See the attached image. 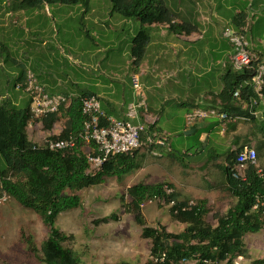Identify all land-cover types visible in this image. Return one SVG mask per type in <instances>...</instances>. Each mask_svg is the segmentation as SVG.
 Segmentation results:
<instances>
[{"label":"trees","instance_id":"1","mask_svg":"<svg viewBox=\"0 0 264 264\" xmlns=\"http://www.w3.org/2000/svg\"><path fill=\"white\" fill-rule=\"evenodd\" d=\"M111 13H119L127 19L136 18L141 27L130 40V56L132 72L135 73L146 54L149 44L150 29L153 23H165L173 33H190L196 26L179 20L178 15L167 5L166 0H109ZM90 0H20L21 9L41 8L52 4H80L84 12L89 8ZM250 71L236 72L230 67L222 76L223 88L219 95L224 100L219 111L229 116L254 120L249 114L235 104L233 91L251 77ZM18 84L25 81V72L18 77ZM94 96L90 92H81L69 105L39 120L47 129L62 120L61 130L49 138H67L77 136L82 130L84 115L81 111L80 97ZM264 96V87H263ZM32 119L29 101L25 106L2 102L0 104V155L5 167L0 169V176H10L4 181L3 188L8 196L16 200L24 208L32 210L47 227L48 234L40 245L41 261L43 264H81L77 253L65 243L73 240L60 230L56 219L60 213L81 206L78 192L84 188L98 185L106 177L122 178L137 169L138 149L127 154H117L110 157L100 170L95 173L87 172L88 163L80 148V141L71 150H50L44 145H36L27 134V127ZM151 128V127H150ZM261 138L255 143L257 155L264 152V122L258 124ZM197 131L194 136L198 137ZM144 138V135H142ZM235 148L224 152V164H220V155L214 154L212 160L223 173L224 189L234 199L222 215H216L217 223L212 226L205 221L209 213L207 200L198 199L195 202L180 199V193L170 182L147 184L136 182L127 187L130 198L125 203L121 197L126 212L133 215L134 221L141 227V237L150 239V258L145 264H235L233 258L245 255L243 236L258 232L264 227V165L248 164L243 177H235L233 168L237 156L250 139L239 143ZM199 142V141H198ZM175 161L180 160L174 154H168ZM169 189L167 192L165 189ZM70 193H68V192ZM153 199H162L169 206L172 218L186 223L184 230L178 233L169 232L164 226L146 225L142 214V206ZM263 203L260 204L259 202ZM258 202L257 208L253 205ZM115 213L95 219L93 223L116 221ZM29 250L36 248L32 240L24 237ZM250 264H264V259H254Z\"/></svg>","mask_w":264,"mask_h":264},{"label":"rangeland","instance_id":"2","mask_svg":"<svg viewBox=\"0 0 264 264\" xmlns=\"http://www.w3.org/2000/svg\"><path fill=\"white\" fill-rule=\"evenodd\" d=\"M19 1L0 0V13L9 6L13 8V5ZM174 1H167L172 9H176ZM193 3H199V0H193ZM110 9L109 0H90L89 8L85 12L80 4H52L42 8V15L50 13L55 19L51 18V35L48 31L45 34L46 37L51 36L48 44L44 47L36 42L34 48L38 47L41 51L48 49V55L40 56L51 63V68H55L58 61H61L65 76L69 79L76 78L78 84L87 73L103 74L113 78L115 76L111 75L117 74L113 87L119 93L128 94L132 88L129 79L130 69L125 66L123 53L129 40L137 32L140 22L136 18H131L132 22L128 28L118 27V19L127 18H123L116 12L111 13ZM26 14L32 15L31 9H27ZM85 15L97 16L98 22L84 18ZM31 23L29 21L28 26ZM36 25L45 27L46 21L42 16L36 18ZM10 27L17 38L14 40L11 37L5 46L10 56H18L21 47L17 39L23 36V32L14 29L13 25ZM79 27L87 30L90 37L88 38L84 33L81 35ZM112 28L121 29L114 31ZM79 36L81 41L77 46H74L72 42L66 43V38ZM196 45L204 51L203 41H199ZM257 45L264 51V46L260 45L258 40ZM30 46L28 43V47ZM173 51L175 49H169V53ZM8 54L0 50V85L11 96L17 92L13 87L14 77L10 74L14 65L8 60ZM204 78L201 81H204ZM78 87L80 88L79 85ZM205 88V84L200 83L199 92L203 94ZM173 91L176 92V89L174 88ZM20 96L18 105L25 106L28 100L27 95L21 93ZM175 101V97L169 95L166 104L168 112L162 115L159 121V126L165 131L163 133L167 137L170 149L169 145L163 146L166 149L162 148L161 151L157 149V146L148 149L144 146L139 148L136 159L139 166L137 169L120 179L106 177L102 183L80 190L78 195L81 206L64 211L57 217L55 225L73 237V240L65 245L77 253L81 264H145L150 258L151 240L141 237V227L135 223L133 215L125 211L121 201L123 196L125 203L130 201L126 190L128 186L136 182L153 180L170 182L180 193L182 200L195 202L205 198L209 213L204 218L206 223L212 226L217 223L216 215L224 214L227 207L234 201L224 189L223 173L212 160V156L216 153L221 157L218 162L224 164V152L230 149L231 145L224 143L218 131L212 130L207 134L212 140L217 141L218 145L214 142L201 143L196 136L185 135L182 119L184 109L175 106ZM166 119L169 120L167 125L162 123ZM260 121L264 122V113ZM61 126L62 120L59 118L48 129L42 123L33 124V130L36 128L42 137L52 136L60 132ZM152 151L162 152V154L154 155ZM169 152L174 153L181 163L171 158L168 155ZM256 165L258 168L264 165V152L258 155ZM4 167L5 163L0 155V169ZM169 206L170 204H166L162 199L146 202L142 206L146 225L154 227L161 225L173 233L184 230L186 223L172 218L169 214ZM111 213H115L118 220L93 223L95 219ZM47 234V227L36 213L8 197L0 205V264H43L40 260V245ZM24 237L32 240L35 251L29 250ZM243 242L245 255L235 256L233 258L235 264H250L254 259H264V227L258 232L246 233L243 236Z\"/></svg>","mask_w":264,"mask_h":264},{"label":"crops","instance_id":"3","mask_svg":"<svg viewBox=\"0 0 264 264\" xmlns=\"http://www.w3.org/2000/svg\"><path fill=\"white\" fill-rule=\"evenodd\" d=\"M174 3L176 9H171L178 15L179 20L187 21L196 26L193 32L178 34L170 32L165 23L151 24L149 26L151 40L147 45L146 54L135 73L131 70V39L123 53L125 66L130 69L129 79L132 74L138 77L142 86L143 98L147 105V113L145 115L139 109V120L160 132H165L159 126V121L162 119V115L168 112L166 104L169 95L175 97V106L184 109L182 113L184 131L189 128L185 125L184 115L191 109L214 108L221 110L223 107L225 101L222 100V96L219 93L223 88L222 76L230 67L229 55L231 52L230 44L222 36V30L225 26L238 27L246 19L251 18V26L247 38L248 40L250 39L251 50L264 61V51L257 45L258 40V43L264 46V0H199L197 4L193 3V0H175ZM47 6L30 8L32 15H27V9H21L18 7V3H15L13 8L9 6L0 13V50L2 49L8 54V49L5 46L6 42L10 41L11 37L12 39L17 38L11 32V25H13L14 29H19L23 32V36L17 39L21 47L19 48L18 56H10L8 54V60L14 65L10 74L14 77L13 87L17 93L10 96V93L3 90L0 85L1 103L18 104L21 100L20 94L27 95L22 89L17 88V80L22 71L25 74L27 71H31L49 93L75 95H79L81 92L93 93L99 99L101 109L107 116L124 119L128 106L137 97L134 96L132 88L131 92L127 94L119 93L113 87L117 74L111 75L115 76L113 78L103 74L87 73L78 84L76 78L69 79L68 76H65L61 61H58L55 68H51V63L41 57L42 55H48V49L41 51L38 47L34 48L35 44H37L36 42L45 47L51 38V36L46 37L45 34L48 31L51 35L50 22L51 18L55 19V17L48 10L47 13L49 14L47 15H42L41 13V9ZM41 16L46 21L45 27L36 25V18ZM85 17L98 22V17L95 15H85ZM29 21L32 22L30 26H28ZM131 22L130 19H118L117 24L119 25L118 27L128 28ZM103 26L107 28L106 25L103 24ZM141 26L140 23L137 30ZM112 29L118 31L121 28L118 30ZM79 33L81 35L84 33L85 36L90 37L89 32L80 27ZM65 40L66 43L71 44L72 42L74 46H77L81 41V36L76 38L68 37ZM199 41H203L204 51H201V47L196 45ZM28 43L31 45L30 47H28ZM169 49H175V51L169 53ZM206 61L208 62L206 63ZM51 62H53L52 59ZM203 78L204 81H201ZM200 83H204L206 86L203 94L199 92ZM174 88L176 92L173 91ZM27 99L29 101L28 96ZM263 113L264 106L260 105L257 108V115L254 116V120L237 118L226 122L224 127L217 117L204 118L195 124L197 131L201 132L198 141L201 143L214 142V144L218 145L217 141L212 140L207 135L209 131L213 130L218 131L219 137L224 143L230 144L231 148H235L234 141L238 137H240L239 143H242L245 141L246 136L250 139L249 145L255 146L256 141L261 138L258 124L263 122H259ZM162 123L167 125L169 120L166 119ZM27 134L32 141H41L44 138L38 134L36 128L33 130V127H27ZM162 148L157 146L159 150ZM161 154L162 152L159 153V155ZM157 182L162 181L153 180L144 183L152 184Z\"/></svg>","mask_w":264,"mask_h":264},{"label":"built area","instance_id":"4","mask_svg":"<svg viewBox=\"0 0 264 264\" xmlns=\"http://www.w3.org/2000/svg\"><path fill=\"white\" fill-rule=\"evenodd\" d=\"M251 26V18L246 19L238 27L225 26L222 36L231 46L229 55L230 68L236 72L250 71L251 77L240 84L233 91L232 97L235 104L243 109H247L249 114L256 116L257 108L264 106V61L251 50L250 42L247 38ZM133 94L137 99L133 101L127 109L124 119H117L107 116L101 109V104L96 96L80 97L81 111L84 115L82 130L77 136L67 138L44 137L41 141H33L36 145H44L50 150H71L80 141V148L88 163L87 172L95 173L100 170L103 163L110 157L117 154H127L141 147L167 146V137L163 132L157 131L145 125L139 120V109L143 115L147 113V105L143 98L142 86L136 75L130 77ZM29 97V108L32 119L28 127L38 124L40 118L57 112L61 106H67L78 95L75 94H52L49 93L36 76L27 71L25 81L17 85ZM207 117H217L222 126L226 122L237 119V116H229L224 111L214 108L201 109L194 108L184 115L185 125L190 127ZM144 135V138H142ZM152 154L159 155L157 151ZM248 164H257V155L253 145H245L239 152L236 164L233 168L235 177H243ZM10 176H0V205L8 199V194L3 188V183L9 180ZM167 192L169 189H165ZM260 204L263 202L260 201ZM258 202L253 205L256 209Z\"/></svg>","mask_w":264,"mask_h":264},{"label":"water","instance_id":"5","mask_svg":"<svg viewBox=\"0 0 264 264\" xmlns=\"http://www.w3.org/2000/svg\"><path fill=\"white\" fill-rule=\"evenodd\" d=\"M197 131V128L195 125L190 126L187 130L184 131L185 135H194Z\"/></svg>","mask_w":264,"mask_h":264}]
</instances>
